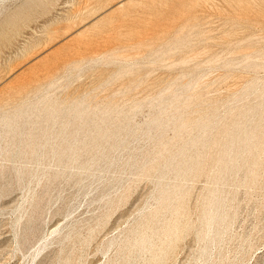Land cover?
Wrapping results in <instances>:
<instances>
[{"label": "rangeland", "instance_id": "obj_1", "mask_svg": "<svg viewBox=\"0 0 264 264\" xmlns=\"http://www.w3.org/2000/svg\"><path fill=\"white\" fill-rule=\"evenodd\" d=\"M0 264H264V0H0Z\"/></svg>", "mask_w": 264, "mask_h": 264}, {"label": "bare ground", "instance_id": "obj_2", "mask_svg": "<svg viewBox=\"0 0 264 264\" xmlns=\"http://www.w3.org/2000/svg\"><path fill=\"white\" fill-rule=\"evenodd\" d=\"M124 3L125 2H123V1L119 2L118 5H117V8L115 9L116 11H119L118 16H120V19L127 16L126 15L127 13H125V11L121 12V8L123 7ZM98 10L99 9H97L95 12H97ZM112 15H114V14H112ZM112 15L108 16L106 18H103L101 20L100 19L96 20L91 25V28L98 31V30H100L101 28H103L105 26H111L112 24L117 23L119 20L117 19L116 16H112ZM69 21L74 22L75 21V16L72 19H70ZM54 106H57V107H55V109L57 108L56 110L59 109V106L57 104L53 103V102L52 103L49 102V104L46 107H44L43 109L45 110L46 114L47 113L50 114L49 117H52V115L57 114V118L59 119V116H61L59 114H61V113L59 112V114H58V112L55 110L54 111L55 113L53 114L52 110H54ZM173 107H175V106H173ZM35 108H37V107L34 106L33 109L36 110ZM23 114H26V112L22 113V112L19 111V112H16L14 114V116H15V118H21V117L24 116ZM79 115H81V112L78 111V107L76 106V107L73 108V110L68 109L66 114L61 116V119H59V121L56 122L58 124L57 129H58V133H59V135H58L59 138H61L60 136L70 137L68 135H70L71 133H67V129H72V127L70 126V124L72 123V119L71 118L79 116ZM5 120L6 119H2V122H5ZM78 122H81V120H79ZM48 130L49 129H46V130L44 129L43 130V132H45V133L38 138V142L36 144H33L34 146L40 147L42 149H45L46 147L49 148L52 158H55L56 156H65V155L66 156L67 155L74 156L75 155L76 152L70 151L71 144L68 143V142H64V143H60V144H58L56 142L50 143L49 142V140H50L49 136L46 133V132H48ZM73 130L76 131L78 129H73ZM71 138L74 139V137H71ZM53 140H54V138H53ZM244 140L245 139L243 138L242 141H244ZM55 148H57V150H55ZM35 153H37V152H35ZM144 232L145 231L142 232L143 235H142V233L137 234V237H136L137 239L135 241V246H136L137 250L140 251V253H143L144 251H149V248L151 247V243L148 242Z\"/></svg>", "mask_w": 264, "mask_h": 264}]
</instances>
